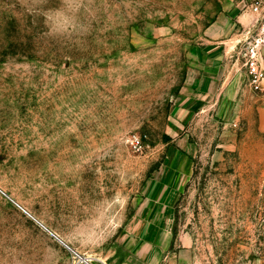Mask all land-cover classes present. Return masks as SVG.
Here are the masks:
<instances>
[{
	"label": "rangeland",
	"instance_id": "rangeland-1",
	"mask_svg": "<svg viewBox=\"0 0 264 264\" xmlns=\"http://www.w3.org/2000/svg\"><path fill=\"white\" fill-rule=\"evenodd\" d=\"M231 2L257 17L228 57L247 74L264 0H0V264H144L133 239L170 146L185 159L158 264H264V101L246 79L178 112Z\"/></svg>",
	"mask_w": 264,
	"mask_h": 264
},
{
	"label": "crops",
	"instance_id": "crops-1",
	"mask_svg": "<svg viewBox=\"0 0 264 264\" xmlns=\"http://www.w3.org/2000/svg\"><path fill=\"white\" fill-rule=\"evenodd\" d=\"M256 18L250 8H243L241 2L226 3L206 30L208 40L202 54L203 61L195 69V77L191 74L192 78L187 82L189 93L180 97V117L185 119L204 109L208 98L214 101H232L239 97L247 74L240 73L236 66H232L228 57L237 48L239 40L237 41L236 33L245 29L244 33L249 34ZM171 149L169 172L167 169L160 183L152 186L154 204L142 217V223L136 231L137 236L133 239L132 247H137L144 264H158L170 251L174 240L172 202L179 180V163L184 162L185 154L177 147L170 146L169 150Z\"/></svg>",
	"mask_w": 264,
	"mask_h": 264
},
{
	"label": "built area",
	"instance_id": "built-area-1",
	"mask_svg": "<svg viewBox=\"0 0 264 264\" xmlns=\"http://www.w3.org/2000/svg\"><path fill=\"white\" fill-rule=\"evenodd\" d=\"M263 43L262 39L251 40L245 44L243 51L247 67V84L251 91L264 101V69L261 63Z\"/></svg>",
	"mask_w": 264,
	"mask_h": 264
},
{
	"label": "water",
	"instance_id": "water-1",
	"mask_svg": "<svg viewBox=\"0 0 264 264\" xmlns=\"http://www.w3.org/2000/svg\"><path fill=\"white\" fill-rule=\"evenodd\" d=\"M19 205V204H18ZM24 209V208H23ZM25 210V209H24ZM26 211V210H25ZM27 212V211H26ZM28 213V212H27ZM32 218H34L41 226H43L48 232H50L58 241H60L63 245H65L67 248H69L70 250H72L74 253H76V255L78 257H80V259L83 257L82 255H80L77 251H75L74 249H72L63 239H61L57 234H55L54 232H52L50 229H48L42 222H40L38 219H36L32 214L28 213Z\"/></svg>",
	"mask_w": 264,
	"mask_h": 264
},
{
	"label": "bare ground",
	"instance_id": "bare-ground-1",
	"mask_svg": "<svg viewBox=\"0 0 264 264\" xmlns=\"http://www.w3.org/2000/svg\"><path fill=\"white\" fill-rule=\"evenodd\" d=\"M85 258H86V257H82L81 260H82L83 262H86V263H87V261H91L89 258H88L87 260H86Z\"/></svg>",
	"mask_w": 264,
	"mask_h": 264
}]
</instances>
